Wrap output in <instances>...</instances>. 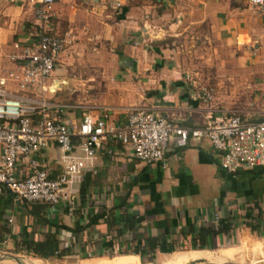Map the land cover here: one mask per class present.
Here are the masks:
<instances>
[{
  "label": "crops",
  "instance_id": "crops-1",
  "mask_svg": "<svg viewBox=\"0 0 264 264\" xmlns=\"http://www.w3.org/2000/svg\"><path fill=\"white\" fill-rule=\"evenodd\" d=\"M53 1L49 20L41 25L28 0H0V78L18 72V63L9 59L16 52L14 44L30 42L40 32L66 36L69 43L54 65L57 71L44 82L54 89L41 95L56 106L46 114L64 125L88 110L97 118L95 110L102 108L118 122L133 105L189 127L232 114L250 121L264 118V14L245 0H119L115 10L107 7L108 0ZM221 52L228 56L222 80L201 76L206 61L213 63V53ZM192 57L199 60L193 62ZM207 83L213 86V97L204 105L195 93L209 88ZM3 87L12 96L31 101L40 97L37 87L19 92L10 81ZM164 156L166 168L161 169L134 159L127 146L102 142L82 175L90 182L84 206H78L81 177L73 210L57 205L45 211L49 220L68 228L86 225L93 215L102 217L81 233L58 232V247H69L78 262L104 255L110 258L103 262L139 264L141 258L133 250L143 239L154 238L173 248L170 253L154 252L160 263L183 264L206 262L202 254L215 248L227 250L222 255L228 257L236 242L264 240V215L257 228L250 229L256 223L252 204L264 214V168L228 175L206 141H188L183 147L169 142ZM57 157L53 143L33 155L50 177L60 174ZM27 174L26 160L20 159L16 178ZM4 212V218L11 219L10 235L23 231L43 240L47 228L34 226L20 206L11 201ZM106 220L113 223L109 229ZM220 221L232 229L211 237L210 250L193 249L189 229L215 228ZM6 241L12 249V241ZM180 246L184 251L176 252ZM5 260L18 264L0 261Z\"/></svg>",
  "mask_w": 264,
  "mask_h": 264
},
{
  "label": "built area",
  "instance_id": "built-area-1",
  "mask_svg": "<svg viewBox=\"0 0 264 264\" xmlns=\"http://www.w3.org/2000/svg\"><path fill=\"white\" fill-rule=\"evenodd\" d=\"M33 4L34 17L42 25L48 22L53 0H28ZM157 1V0H149ZM264 14L263 0H245ZM119 0H108L107 7L115 10ZM66 36L40 32L35 39L21 45L9 59L18 63V72L0 78V192L7 191L18 203L63 205L70 211L75 207V186L84 172L93 164L94 154L102 142L115 141L129 147L131 155L144 165L157 164L166 168L164 156L168 143L183 147L188 141H206L218 154L222 172L233 175L264 167V118L250 121L239 114L216 120H206L196 127L182 126L155 111L133 105L124 109L123 118L113 122L106 109H97V118L91 110L83 113L69 126L45 110L56 107L41 95L53 91V84L44 82L53 71L64 47ZM13 82L17 91L32 87L39 90L38 100L12 96L3 87ZM212 89L201 87L195 99L204 105L212 101ZM72 138L77 142L72 143ZM53 143L61 171L50 177L41 169L33 155ZM20 159L26 160L28 174L17 179L15 168ZM10 225L11 219L7 220Z\"/></svg>",
  "mask_w": 264,
  "mask_h": 264
},
{
  "label": "trees",
  "instance_id": "trees-1",
  "mask_svg": "<svg viewBox=\"0 0 264 264\" xmlns=\"http://www.w3.org/2000/svg\"><path fill=\"white\" fill-rule=\"evenodd\" d=\"M50 33H48L49 35ZM36 38V36H35ZM77 139L72 138V143H76ZM264 168V167H263ZM90 186L89 178L86 176L82 177V181L80 183L78 189V206L82 208L85 204V195L87 189ZM2 196V197H1ZM6 197V199H5ZM13 201V204L18 207L20 206L28 216L31 217L33 225H44L47 228V232L43 235V240L38 241L35 240L31 233L25 234L23 231L19 232L16 236L10 235L9 225L7 224V220L4 218L6 207L10 206V202ZM49 205L44 203H18L14 200L13 195L8 193L7 191L2 190L0 192V243L6 241L9 238L12 241V249L11 252L14 254H23L26 256H30L33 259L38 260H63V259H72L73 261H77L78 258L73 256L70 253L69 247L59 248L58 241L56 235L58 232L66 231L71 233H81L85 230L89 225H93L96 220L102 217L101 214L93 215L89 221L84 226L68 228L61 224H56L55 220H49L46 217V209ZM252 209L256 210V223L254 225H249L251 230H255L258 225V220L263 219V212L257 207L256 203L252 204ZM9 211V210H8ZM107 217L105 216L104 220ZM250 219H247V221ZM107 229L113 225L112 222L105 221ZM8 225V226H7ZM230 229H232V225L227 221H220L218 225L213 227H205L200 226L194 232L192 229H189L192 234L191 237V245L193 249H206L210 250L212 248L210 244L211 237L218 236L220 234L227 233ZM52 230V232L50 231ZM175 248V247H174ZM173 248L164 247L161 244V240L154 238H146L143 239L142 244L139 248H135L133 252L137 254L141 259L143 257H153L155 251L159 253H170ZM176 249L181 250L182 247H176ZM175 251V249L173 250Z\"/></svg>",
  "mask_w": 264,
  "mask_h": 264
},
{
  "label": "rangeland",
  "instance_id": "rangeland-1",
  "mask_svg": "<svg viewBox=\"0 0 264 264\" xmlns=\"http://www.w3.org/2000/svg\"><path fill=\"white\" fill-rule=\"evenodd\" d=\"M200 57V56H199ZM194 59L192 57V61L197 62L199 60ZM216 57L219 58V63H217ZM213 63L207 60L206 62L209 65H206L200 72V75L205 76L206 78H220L222 80L223 76L225 75L226 71L224 69V65L228 61V56L226 57L224 52H221L220 54L213 53L212 55ZM211 64V65H210ZM211 66V67H210ZM66 69L65 66L61 67V69ZM205 69V70H204ZM204 70V71H203ZM53 71L56 73V69L54 68ZM205 86H208L209 88H213L210 84H206ZM213 94V89H212ZM212 103V101H211ZM9 225V224H8ZM260 243L259 246H256V243ZM232 245V249L230 252V256L226 257L222 254H226L227 250H222L220 248H215L212 251H208L207 253H203V257H207L206 262H203L204 260H197V262H190L186 261L183 264H264V240H254V239H248L246 242L239 243ZM184 251L182 248L181 250H176V252ZM9 254L11 256H17L22 258L24 263L26 264H32V259L30 256H26L23 254H14L11 252V246L8 244L7 241H4L0 243V256L2 254ZM115 255V254H114ZM114 257V256H113ZM110 257L106 256H87L85 260H82V262L73 261L72 259H63V260H39L38 264H117V262L109 263L103 262L106 261ZM104 259V260H103ZM103 260V261H102ZM139 264H162L160 263V258L157 259V257H147L142 258L141 260H138ZM0 264H14L13 262H9L7 260L0 261Z\"/></svg>",
  "mask_w": 264,
  "mask_h": 264
},
{
  "label": "water",
  "instance_id": "water-1",
  "mask_svg": "<svg viewBox=\"0 0 264 264\" xmlns=\"http://www.w3.org/2000/svg\"><path fill=\"white\" fill-rule=\"evenodd\" d=\"M4 259H12L15 262H17L18 264H22L18 258L11 256L9 254H6V253H4L0 256V260H4Z\"/></svg>",
  "mask_w": 264,
  "mask_h": 264
}]
</instances>
